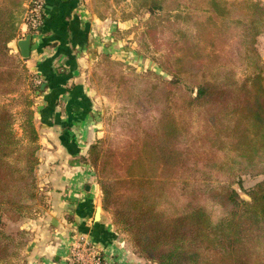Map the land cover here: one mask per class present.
Here are the masks:
<instances>
[{"label": "trees", "instance_id": "obj_1", "mask_svg": "<svg viewBox=\"0 0 264 264\" xmlns=\"http://www.w3.org/2000/svg\"><path fill=\"white\" fill-rule=\"evenodd\" d=\"M26 1L0 0V218L9 221L43 204L31 98L41 83L8 47L27 23ZM182 4L142 0L138 8L170 16ZM152 14L142 36L175 47L167 62L157 58L174 78L159 83L147 70L119 82L117 101L129 114L86 156L101 177L104 208L152 263L264 264V178L246 191L248 200L231 186L242 175H264V61L256 48L264 0H192L184 31L181 13L151 25ZM36 30L27 25L28 34ZM23 245L0 227V263L10 264Z\"/></svg>", "mask_w": 264, "mask_h": 264}, {"label": "crops", "instance_id": "obj_2", "mask_svg": "<svg viewBox=\"0 0 264 264\" xmlns=\"http://www.w3.org/2000/svg\"><path fill=\"white\" fill-rule=\"evenodd\" d=\"M41 1L42 24L29 34L28 57L21 56L18 45V40L28 34L27 25L22 24L20 29L24 36L10 41L8 46L23 59L28 71L41 79V99L34 116L38 131L42 130V154H54L53 162L59 160L64 170H75L76 161L69 158L83 151L77 138L86 135L92 109V94L88 91L91 87L84 84V66L97 51L107 50L109 39L96 36L94 30L96 25L107 23L90 14L87 0ZM55 171L57 177L50 179L54 181V189L49 192L51 206L43 218L32 223L36 226L38 222L40 231L46 226L51 231V239L42 251L37 250L35 264H65L72 238L79 235L88 237L105 260H118L122 245L117 233L108 223L93 218L100 198L97 185L88 174L66 173L69 177L65 179L58 177L60 169L55 167Z\"/></svg>", "mask_w": 264, "mask_h": 264}, {"label": "rangeland", "instance_id": "obj_3", "mask_svg": "<svg viewBox=\"0 0 264 264\" xmlns=\"http://www.w3.org/2000/svg\"><path fill=\"white\" fill-rule=\"evenodd\" d=\"M30 1L31 0H27L26 4H30ZM141 2L142 0H87L86 6L90 14L107 23L103 26L96 25L94 29L95 35H103V37L105 36V38L109 39V42L106 43L108 45H106L107 50L97 51L94 58L86 62L84 66V84L91 87L88 91L92 94V109L89 113L90 115L87 122L88 127H86L87 132H85L86 135L82 138H77V142L83 147V151L81 154H78L77 157L74 156L69 158L77 162H75V170H64L63 166L58 163L59 160H57L56 163L53 162L56 158L54 154H48L44 151L42 154V145L39 144V134H42V130L38 131L34 116L33 121L38 135V148L36 151L38 162L34 172L39 193H41L43 199V204L37 206V211L17 221H9L4 217L0 218V227L6 233L11 234L13 238L24 243L17 255L9 260L10 264H35L37 260L36 256L38 255L37 250L42 251L47 240L51 239V231L50 229H46L47 226L42 234L43 231L39 230V223L37 222L36 226L32 225V223H36L37 220L43 218L44 213H46L51 206L52 199H50L49 192L54 189L52 185L54 181L50 179H52V177H57L58 172L55 171V167L61 171L59 172V174L61 173V175L58 176L59 178L64 176V178L67 179L69 176H67L66 173H85L88 174L91 181L97 185L100 195L98 203H101L104 212L103 221L113 227V231L117 233L116 237L120 239L119 242L122 245L119 249L120 255H117L119 256L118 260H114V258H111L112 260L108 259L106 260L108 264H155L136 253L128 237L116 228L113 214L105 209L103 205V194L99 184V179L101 177L97 175V169L92 167L86 160L89 146L97 140L110 139L114 135L112 128L118 119H121L122 113L124 115L129 114L128 110L125 108L123 109L122 105L117 101L118 85L122 77H143L147 70H151V76L159 83L174 78L168 70H163L162 67H160L157 58L160 57L163 61L167 62L164 55H166L167 51H169V53L172 51L176 52V49L175 47L173 49L169 44H163L161 41L154 44L149 36H142L143 31L146 30L147 22L150 20V14L152 13H148L147 10L144 9L140 10L138 7ZM191 8L192 0H183L182 6L177 11H171L170 16H167V14L164 15L159 11L154 12L155 16L152 14L154 17L149 24L153 25L154 22L157 21L165 22L167 18L174 20V15L181 13L180 25H178L177 29L184 31V26L187 25L184 21V12H188ZM190 32H192L191 36H195L194 29H191ZM139 38L140 40H138ZM256 48L264 61V31L256 39ZM107 61H110V63ZM167 66H169L168 63ZM114 67H116L117 73L113 70L115 76L113 79L109 78V80L107 78V69L110 71V68L114 69ZM170 67L173 69L172 65H170ZM29 73L34 77V84L39 85L41 83L40 77L31 72ZM241 76L242 72L239 74V77ZM109 77L111 76L109 75ZM180 84H182L184 91V82H180ZM39 96V91L31 95L34 113L40 104L36 105L41 99ZM10 97L11 96H8V99ZM14 115L16 121L13 128L16 134L20 136L21 130L19 125L21 116H19V108H15ZM52 166L55 167L52 168ZM262 178H264V175H242L237 180H234L231 186L241 199L248 200L249 196L246 191ZM57 185L58 184H56V187ZM179 197H181L180 194L178 198ZM180 199L181 198H179V200ZM183 204L184 200L182 201V205ZM166 214H168V212ZM21 231H24V233H21ZM75 238H72V240H75ZM106 258L108 257L106 256ZM38 260L43 263L41 259Z\"/></svg>", "mask_w": 264, "mask_h": 264}, {"label": "built area", "instance_id": "obj_4", "mask_svg": "<svg viewBox=\"0 0 264 264\" xmlns=\"http://www.w3.org/2000/svg\"><path fill=\"white\" fill-rule=\"evenodd\" d=\"M42 10L41 0H31L26 14L27 23L24 24L33 30L38 29L42 24ZM20 34L24 36L22 32ZM65 264H108V261L98 254L96 245L88 237L79 235L71 244Z\"/></svg>", "mask_w": 264, "mask_h": 264}, {"label": "water", "instance_id": "obj_5", "mask_svg": "<svg viewBox=\"0 0 264 264\" xmlns=\"http://www.w3.org/2000/svg\"><path fill=\"white\" fill-rule=\"evenodd\" d=\"M18 45L20 48V54L23 58L28 57L30 51V35L27 34L23 39L18 40ZM94 221L102 222L104 220V212L102 209V205L99 202L96 206L94 213Z\"/></svg>", "mask_w": 264, "mask_h": 264}]
</instances>
